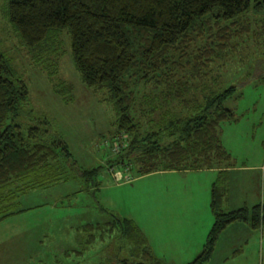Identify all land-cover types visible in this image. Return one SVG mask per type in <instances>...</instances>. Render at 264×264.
Returning <instances> with one entry per match:
<instances>
[{
  "label": "rangeland",
  "instance_id": "1",
  "mask_svg": "<svg viewBox=\"0 0 264 264\" xmlns=\"http://www.w3.org/2000/svg\"><path fill=\"white\" fill-rule=\"evenodd\" d=\"M4 5L5 0H0V51L26 85L30 115L49 121L76 167L98 168V172L89 188L69 173L63 175L66 181L20 195L13 209L22 211L0 221V264L142 261L138 247L121 239L125 235L108 224L111 217L131 221L154 258L164 264H186L200 252L212 224V183L226 189L223 212L264 203V36L259 17L244 15L232 28H247V32L233 37L198 78L191 76L194 62L182 61L183 70L175 72L188 89L182 101L168 106L157 96V89L146 86L138 97L147 94L146 104L159 109L144 118L139 112L141 107L147 109L141 105L145 101L137 99L141 104L134 108L139 131L155 130L149 123L158 122L163 112L186 116L205 96L234 86L235 92L222 104L231 111L232 120L222 122L219 133L230 156L226 179L205 170L137 175L133 161L128 166L111 162L119 152L112 106L103 101L104 94L82 84L71 61L67 33L59 35L55 54L46 46L40 51L28 49L6 21ZM207 42L209 37L203 35L194 48ZM60 84L66 91L61 95L55 87ZM235 249L242 252L232 255ZM263 258L264 226L252 230L236 222L218 236L205 264H261Z\"/></svg>",
  "mask_w": 264,
  "mask_h": 264
},
{
  "label": "trees",
  "instance_id": "2",
  "mask_svg": "<svg viewBox=\"0 0 264 264\" xmlns=\"http://www.w3.org/2000/svg\"><path fill=\"white\" fill-rule=\"evenodd\" d=\"M247 13L260 18L264 36V0H5L3 8L20 43L33 51L46 46L55 54L59 35L67 33L71 61L82 84L104 94L103 101L112 106L114 138L120 136L112 163L128 166L133 161L137 175L216 170L224 178L230 156L220 142V124L232 120V113L222 104L233 95L234 86L205 96L186 116L163 112L158 122L149 123L155 130L139 131L134 108L141 104L137 99L144 100L141 105L147 109L141 107L139 112L144 118L159 109L146 104L147 94L138 97L146 86L157 89V96L168 106L182 101L187 85L175 74L183 70L182 61L194 62L191 76L203 75L233 37L247 32V28H232ZM203 35L210 42L194 48ZM62 86H55L59 95L66 93ZM28 105L25 83L0 51V221L22 211H14L13 206L23 193L66 181L63 175L69 173L89 188L98 172V168L76 167L49 121L33 118ZM209 193L212 224L200 252L186 264H205L218 236L230 224L243 222L252 230L264 226V203L223 212L226 189L214 182ZM108 224L125 235L121 239L138 247L142 257V261L115 264H164L151 255L131 221L111 217Z\"/></svg>",
  "mask_w": 264,
  "mask_h": 264
},
{
  "label": "crops",
  "instance_id": "3",
  "mask_svg": "<svg viewBox=\"0 0 264 264\" xmlns=\"http://www.w3.org/2000/svg\"><path fill=\"white\" fill-rule=\"evenodd\" d=\"M207 171H215L216 172V170H207ZM224 174H225V179H226V177H227V175H228V171H226V172H224ZM234 224V223H233ZM233 224H230L231 226L233 225ZM229 225V226H230ZM228 227H226L220 234L222 235V233H224L225 231H226V229H227ZM218 239V238H217ZM240 248V247H239ZM214 251V250H213ZM242 252V250L241 249H235L234 251H232L231 252V254L232 255H235V254H238V253H241Z\"/></svg>",
  "mask_w": 264,
  "mask_h": 264
},
{
  "label": "built area",
  "instance_id": "4",
  "mask_svg": "<svg viewBox=\"0 0 264 264\" xmlns=\"http://www.w3.org/2000/svg\"><path fill=\"white\" fill-rule=\"evenodd\" d=\"M119 137H120V136H117V139H118V140H119ZM121 138H122V137H121Z\"/></svg>",
  "mask_w": 264,
  "mask_h": 264
}]
</instances>
